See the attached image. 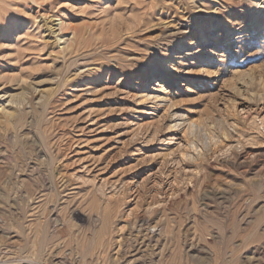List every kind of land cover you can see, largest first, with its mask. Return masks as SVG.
I'll list each match as a JSON object with an SVG mask.
<instances>
[{"label": "rangeland", "instance_id": "1", "mask_svg": "<svg viewBox=\"0 0 264 264\" xmlns=\"http://www.w3.org/2000/svg\"><path fill=\"white\" fill-rule=\"evenodd\" d=\"M263 2L0 0V264H264Z\"/></svg>", "mask_w": 264, "mask_h": 264}, {"label": "bare ground", "instance_id": "2", "mask_svg": "<svg viewBox=\"0 0 264 264\" xmlns=\"http://www.w3.org/2000/svg\"><path fill=\"white\" fill-rule=\"evenodd\" d=\"M263 4H264V2H263ZM257 6V5H256ZM259 6V5H258ZM264 6V5H263ZM257 8V7H256ZM259 8V7H258ZM264 8V7H263ZM253 15H255V16H257L256 14H253ZM254 19H255V17H254ZM259 19H261V18H259ZM262 20V19H261ZM260 23H262L261 21H260ZM259 23V24H260ZM58 24H55L54 22L52 23V25H51V30L52 31H54V33H56V26H57ZM251 28V27H250ZM211 29V28H210ZM222 29H224V28H222ZM252 32V31H251ZM243 34V33H242ZM257 34V33H256ZM56 36V35H55ZM60 41V40H59ZM72 46H73V49H74V44H72ZM193 46V44L192 45H189L188 47H192ZM76 49H77V47H76ZM155 80V79H154ZM162 80H164V82H161L160 83V81H162ZM171 81V78H168V76H167V78H165L164 76H160L159 78H158V80L156 81V87H157V89H156V92H163L164 91V88H165V86H163V83H165V82H170ZM144 96V97H143ZM142 97H143V99L144 98H146L145 100H149V101H155V102H159V101H162V100H166V97L165 96H162V95H160V93L159 94H155V95H143ZM178 125V124H177Z\"/></svg>", "mask_w": 264, "mask_h": 264}, {"label": "snow or ice", "instance_id": "3", "mask_svg": "<svg viewBox=\"0 0 264 264\" xmlns=\"http://www.w3.org/2000/svg\"><path fill=\"white\" fill-rule=\"evenodd\" d=\"M234 2L238 4L239 3V0H234Z\"/></svg>", "mask_w": 264, "mask_h": 264}]
</instances>
